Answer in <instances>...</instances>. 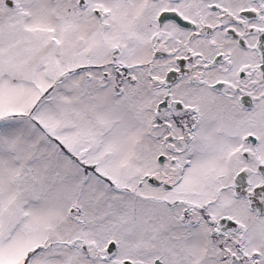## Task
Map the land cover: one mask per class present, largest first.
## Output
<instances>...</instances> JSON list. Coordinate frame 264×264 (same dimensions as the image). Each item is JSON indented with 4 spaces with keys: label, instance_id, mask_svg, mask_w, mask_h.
Listing matches in <instances>:
<instances>
[{
    "label": "snow or ice",
    "instance_id": "obj_1",
    "mask_svg": "<svg viewBox=\"0 0 264 264\" xmlns=\"http://www.w3.org/2000/svg\"><path fill=\"white\" fill-rule=\"evenodd\" d=\"M0 264H264V0H0Z\"/></svg>",
    "mask_w": 264,
    "mask_h": 264
}]
</instances>
